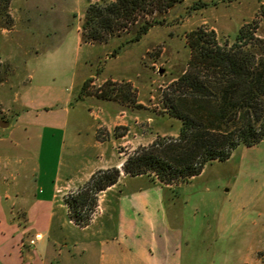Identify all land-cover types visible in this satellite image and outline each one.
<instances>
[{"label": "rangeland", "instance_id": "rangeland-1", "mask_svg": "<svg viewBox=\"0 0 264 264\" xmlns=\"http://www.w3.org/2000/svg\"><path fill=\"white\" fill-rule=\"evenodd\" d=\"M89 1L96 0L0 2V120L8 123L0 127V209L5 218L12 210L15 220L20 207L41 215L51 209V237L39 227L29 232L41 233V243L84 234L62 199L89 170L121 168L134 149L178 134L180 122L163 112V100L187 68V33L213 30L220 45L230 46L244 26L264 40V0H181L136 42L131 29L107 43H84L80 27ZM142 20L137 13L136 23ZM84 80L94 96L78 100ZM104 87L108 99L97 93ZM121 180L128 191L147 177ZM65 181L73 187L62 195ZM161 192L181 231L183 264L264 262V140L238 146L227 160ZM35 197L40 202L32 206ZM105 220L99 215L96 224Z\"/></svg>", "mask_w": 264, "mask_h": 264}, {"label": "trees", "instance_id": "trees-1", "mask_svg": "<svg viewBox=\"0 0 264 264\" xmlns=\"http://www.w3.org/2000/svg\"><path fill=\"white\" fill-rule=\"evenodd\" d=\"M180 1H89L80 27L81 41L103 44L120 37L119 30L134 29L130 41L136 42L151 27L161 25L159 15ZM0 2L6 6L9 0ZM137 13H143L139 23ZM186 43L190 50L187 68L170 84L163 100V112L180 122L178 134L157 137L134 149L121 168L98 169L66 193L62 201L75 226L90 223L98 195L115 185L121 172L176 187L189 182L206 164L227 160L238 146L251 147L264 140V40L242 26L230 46L220 45L215 32L205 28L187 33ZM103 89L97 93L108 99ZM84 96H94L86 81L77 99Z\"/></svg>", "mask_w": 264, "mask_h": 264}, {"label": "crops", "instance_id": "crops-1", "mask_svg": "<svg viewBox=\"0 0 264 264\" xmlns=\"http://www.w3.org/2000/svg\"><path fill=\"white\" fill-rule=\"evenodd\" d=\"M94 144L95 147L101 145L95 139ZM98 169L103 168L89 170L77 186ZM124 177L129 176L122 174L115 185L98 195L97 209L87 226L78 227L69 220L84 233L74 241L49 239L41 243L42 234L35 233L40 234L41 238L29 244L28 241L33 238L29 232L34 228H42L51 237L54 227L52 210L44 211L42 216L31 207H20L17 211L20 217L15 220L12 210L11 216L5 218L0 209L4 227L0 240V264H183L181 231L170 222L161 192L163 186L147 177L142 185L123 191L120 184ZM140 177L146 176L129 178ZM67 182L62 188V195L73 187ZM39 202L35 197L31 204L36 206ZM24 203L25 200L21 198L20 204ZM99 215L105 216L106 220L96 224ZM110 218L113 220L112 226L108 224ZM20 222L23 223V234L20 233ZM90 229H93V233L85 234ZM241 264L264 262L254 257L249 262L241 261Z\"/></svg>", "mask_w": 264, "mask_h": 264}, {"label": "built area", "instance_id": "built-area-1", "mask_svg": "<svg viewBox=\"0 0 264 264\" xmlns=\"http://www.w3.org/2000/svg\"><path fill=\"white\" fill-rule=\"evenodd\" d=\"M40 238H41L40 234H35L34 237L29 240V244H33L35 240H38Z\"/></svg>", "mask_w": 264, "mask_h": 264}, {"label": "water", "instance_id": "water-1", "mask_svg": "<svg viewBox=\"0 0 264 264\" xmlns=\"http://www.w3.org/2000/svg\"><path fill=\"white\" fill-rule=\"evenodd\" d=\"M8 123L6 121L0 120V127H6Z\"/></svg>", "mask_w": 264, "mask_h": 264}]
</instances>
